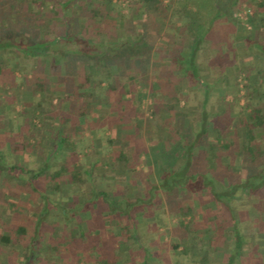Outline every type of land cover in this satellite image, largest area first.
<instances>
[{"label": "rangeland", "instance_id": "374dc122", "mask_svg": "<svg viewBox=\"0 0 264 264\" xmlns=\"http://www.w3.org/2000/svg\"><path fill=\"white\" fill-rule=\"evenodd\" d=\"M60 1L26 0L29 4L27 3V10H25L18 4L19 0H0V23L1 21L8 23L7 27L1 30L8 31L15 26L16 17L13 20L12 15H7L9 4H14L17 12L29 11L34 19L44 23L47 31H61L66 22L64 14L69 21L71 32H84L92 38L104 37V39L110 35L108 28L133 26L135 16L145 14V11L137 9L136 6L129 7L128 4L133 0H123L119 7L108 8L102 20L94 12H85L86 6L95 5L96 0H73L64 9ZM113 1L117 4V0ZM164 2L170 1L164 0ZM250 2L239 0L231 10L229 18L246 30L262 31L264 25L253 19L255 9ZM212 12L210 4L204 1L200 11L202 22L207 21ZM260 40L264 42V34L261 35ZM235 53L237 54L236 82L240 88L239 93L244 94L246 91L244 84L247 82L245 73L248 72L252 59L254 62L258 57L246 50L241 53L236 49ZM11 55L1 53L0 62L3 61L5 65L14 63L17 67L14 74L21 78L23 76L20 68L24 67V57ZM156 56L154 52L152 57ZM80 60L83 61H79L81 62L79 72L82 78L83 74L88 72V67L84 64V59ZM61 61L62 65L68 64L65 60L61 59ZM32 64L31 71L28 69L25 77L18 80L12 89L10 79L0 77V147L7 150V158L21 163L24 167L37 168L46 160L53 167L66 164L72 168H85L95 163L93 174L95 185L91 182L82 184L72 182L68 175L52 180L47 173L34 181L37 189L34 191L27 179L0 172V238L4 233L10 238L9 242L0 239V260L11 262L12 256L22 251L30 240L29 237H33L31 241L38 246L36 251L40 259L38 257L32 264H41L42 257L44 260L48 256L58 258L57 264H102L101 260L106 257L111 261L117 259L118 264H141L139 261L145 259L146 264H178L176 259L183 256L179 252L182 245H179L176 251L173 244L181 240L184 232L191 237L198 232L201 238H207L206 231H211L208 230L212 225L211 222L214 223L221 218L223 212L228 210L227 208L236 209L237 214L240 215L242 226H238L239 229L247 224L250 225L249 228H252L253 237H259L260 232L264 233V221L261 220L263 216L261 214H264V156L258 155L257 161H252L247 153H243L242 146L246 138L244 128L235 127L237 118H234L235 122L230 125V127L233 126L232 130L224 139L231 141L232 145L229 148L219 147L216 158L209 163H204L200 159L199 151L194 157L193 165H190L192 171L199 169L208 176H213L215 178L213 184L218 191L227 190L232 194L233 188L238 187L237 191L230 195L231 197L223 196V198L226 197L225 199L230 197L229 201L225 202L227 208H224L222 203L213 200L210 190L201 182L188 183L184 190L179 187L167 191L161 187L163 175L169 166L173 169L178 168L180 161L184 159L183 145L179 136L170 129L165 101L161 102L157 97L153 99L148 87L143 89L144 97L139 106V112H135L132 108V114L128 111L122 119L118 116L124 112H120V107H115L113 93L112 97H108L104 87L87 95L99 100L92 104L91 111L78 117V120L74 117L76 113L72 110L68 111V105H64L67 114L72 115L73 119L63 127V131L75 141L77 149L73 152L66 147L54 148L55 124H58L54 123L55 105L58 101L54 99L51 104L48 103L46 107L41 108H34L29 104L30 98L37 99L38 94H42V89L39 93L33 91L35 84L33 71L41 76L39 68L48 67L44 59L41 62L36 60ZM259 66L262 72L253 74V86L257 89L254 90L252 102H255L254 105H262L264 110V60ZM130 72H137V69L129 65L126 73ZM122 79L125 80V77L122 76ZM49 84L51 92H54L57 87L64 86L62 78L58 79L56 76L49 77ZM105 85L106 82H103L102 86ZM114 94L117 93L114 92ZM214 96L216 98V93ZM234 96L233 93L228 94L224 99L229 113L234 112ZM243 102L244 99L241 97L239 104L242 105ZM191 106L193 105H190L189 110L180 109L174 113L178 116L179 126L186 125L185 121L188 119V112L192 110ZM215 106L211 103L210 110H214ZM22 110L25 111V117L18 113ZM238 111L242 109L239 108ZM136 116L141 117L142 120L139 128L134 125ZM30 118L32 119L30 126L33 129L19 126L20 122L29 124ZM118 134L123 138H131L130 150L135 153L134 171L127 169L122 161L116 159L118 144L111 145L108 142L110 136L115 137ZM251 144L255 150L264 149V129H255V137ZM144 179H150L149 182L156 185L153 189L158 200L154 203L153 199L148 203L144 201L146 197H142L141 202L145 208L139 213L137 209H134L137 204H141L137 196L148 195L139 191H145ZM247 181L253 185L248 187ZM246 183L247 186L243 187ZM54 185L58 188L53 189ZM96 187L112 190L111 196L114 198H110L114 203L123 198L124 200L136 199L128 205V209H131L130 216L134 217L139 229L136 231V237L130 236L133 229L130 221L125 220L127 217H115L113 225L108 223V216L105 217L103 224L97 219L89 218L94 210L101 209L98 199L91 201ZM44 195L48 196L46 197L48 200H45ZM99 199H102V196L99 195ZM188 202L193 207V217L190 220V230L186 232V228L178 226L180 215L177 214V209L180 205H188ZM44 208H48L49 213L44 222L40 223L33 214H38V210ZM189 217L187 215L185 219ZM79 221L83 225L84 238L79 236L80 231L77 227ZM18 224L25 226V233L16 231ZM191 240L200 242L196 238ZM212 241L214 248L210 253L213 259L221 262L225 258L224 252L227 251L224 249L225 245H219L216 240ZM253 246L255 249H261L264 254V246L259 242L255 241ZM142 247L146 248L148 253Z\"/></svg>", "mask_w": 264, "mask_h": 264}, {"label": "trees", "instance_id": "16d2710c", "mask_svg": "<svg viewBox=\"0 0 264 264\" xmlns=\"http://www.w3.org/2000/svg\"><path fill=\"white\" fill-rule=\"evenodd\" d=\"M19 1L18 4L27 10L29 2ZM96 1L95 5L86 6L85 12H94L103 20L107 9L119 7L123 0H117V4L113 0ZM169 1V3H165L164 0H133L128 4L129 7L136 6L137 9L145 11V14L143 16L137 14L133 26L108 28L110 35L107 39L104 37L92 38L84 32H71L69 21L64 14V21H66L64 28L61 31H47L44 23L39 19L38 21L34 19L29 11L17 12L14 4H9L7 15H12L13 20L16 17L15 26L8 31L1 30L8 24L1 21L0 54L23 56L24 67L20 68L23 77L27 74V70L33 67L32 63H35L36 60L41 62L44 59L47 62V68H39L41 76L35 71L32 73L35 83L33 91L39 93V90L42 89V94H38L37 99L31 100L32 98H30L31 103L29 102V104L34 108H41L42 106L46 107L48 103L51 104L54 99L58 101V104L55 105L54 119V123H58L55 124L56 142L54 146L57 149L66 147L73 152L77 149L75 141L63 131V127L73 119L72 115L67 114L65 106L68 105V111L72 110L76 113L74 117L78 120V117L91 111L92 104L99 100L87 97V95L104 87L108 97H112L113 93L115 107H120V112H124L121 114L122 116H118L122 119L128 111L132 114V108L135 112H139V106L144 97L143 89L148 87L153 99L157 97L161 102L165 101V106L167 105L165 111L168 113L166 117L171 125L170 129L179 136L183 145L184 159L180 161L178 168L173 169L169 166L170 169L168 168L163 175L161 187L167 191L179 187L184 190L188 183L201 182L208 187L210 194L214 197L213 200L222 203L224 208H227L225 202L229 201L228 198L237 191L238 187L233 188L232 194L227 190L218 191L213 184L215 179L213 176H208L199 169L192 171L190 165H193L194 157L199 151L200 159L204 163H209L216 158L219 147L229 148L232 145L231 141L224 139L232 130L233 126L230 127V125L235 122L234 118H237L235 127L244 128L246 141L242 146L243 153H247L252 161H257L258 155L264 156V149L255 150L251 144L255 137V129H264L263 106L254 105L255 102H252L257 89L253 86V74L262 72L259 65L264 60V42L260 40L261 35L264 34V27L262 31L258 29L249 31L230 20L229 14L239 0ZM204 1L210 4L213 12L207 21L202 22L200 11ZM252 1L254 2L252 3ZM252 1L250 3L255 9L253 19L264 25V0ZM71 2L73 0H61L60 4L64 9ZM36 22L38 23L36 24ZM236 49L241 53L245 50L250 51L258 57L254 62L252 59L248 66L249 70L245 73L247 82L244 84L246 89L244 94L239 93L240 88L236 82ZM154 52L157 54L156 57H152ZM61 59L67 61L68 64L62 65ZM80 59H84V64L88 67V72L83 74L82 78L80 77L81 72H79V64H81L79 61H82ZM129 65L135 67L137 72L127 74L126 70ZM15 69L17 67L14 63L5 65L3 61L0 62V77L10 79L11 89L14 88L13 86L18 80L23 78L15 76ZM50 76L62 78L64 86L57 87L54 92H51L48 87ZM122 76L126 81L122 79ZM103 82H106L105 86H102ZM138 85L139 87H137ZM114 92L117 94L115 95ZM232 93L235 95L233 98L234 112L229 113L225 107L224 99ZM241 97L244 99L242 105L239 104ZM182 101L183 103H181ZM211 103L216 105L214 110L209 108ZM190 105L193 106H191L192 110L188 112L186 125L179 126L178 116H175L174 113L180 109L189 110ZM239 108L242 111H238ZM24 110L18 113L24 116ZM134 119L135 127L139 128L142 124L141 117L136 116ZM31 121L30 118L27 125L20 122L19 126L33 129L30 126ZM130 139L123 138L118 134L115 137L110 136L108 142L111 145L118 144L116 159L122 161L127 169L134 171L135 153L130 150ZM6 151L5 148L0 147V172L27 179L34 191L37 190L34 181L47 173L52 180L62 175H68L72 182L80 184L91 182L95 185L93 175L95 163H91L85 168H72L66 164L53 167L46 160L43 165L37 168L24 167L21 163L7 158ZM149 180H143L145 191L139 190L148 195L137 196L141 204H137L136 208L130 207L137 209L139 213L143 212L145 208L141 202L142 197H146L144 201L148 203L153 199L154 203L158 200L153 189L156 188V185ZM247 183L248 187L253 185H250L248 181ZM247 183L243 187L247 186ZM52 188L57 189L58 186L54 185ZM92 195L91 201L94 202L95 199H98L101 209L91 211L89 218L97 219L103 224L105 217L108 216V223L113 225L115 217H127L125 220L130 221L133 229L130 236L135 235L136 237V231L139 229L134 217L130 216L131 209H128V205H131V202L136 199L124 200L125 198H123L114 203L110 198H114L111 196L113 195L112 190L99 187H96ZM99 195L102 196V199H99ZM44 196L45 200H48L46 198L48 196ZM223 196L230 197L225 199L226 197L223 198ZM227 209L231 211V208ZM47 213H49L48 208L38 210L37 219L40 223L44 222ZM177 214L180 215L178 226L186 228V232H188L190 220L193 217V207L191 204L189 205V202L188 205H180ZM187 215L190 217L185 219ZM77 225L80 231L79 236L84 238L85 232L81 221L77 222ZM16 231L25 233L26 228L22 224H18ZM232 231L235 244L233 253L229 255L226 264H233L234 257L243 242L238 225H234ZM196 233L191 237L190 234L184 232L181 240L173 244L174 249L177 251L179 245H182V249L179 250L182 255H188L192 251V255L186 259L188 264H215L210 258V251L214 248L213 243L201 248L202 253L199 254L201 252L198 247L200 243L191 240V238H196L198 241L202 239L200 233ZM0 239L9 242L10 238L4 233ZM29 239L22 251L12 256L11 262L0 260V264H32L38 257L40 259V255L38 256L36 251L38 246L32 243L33 237H29ZM143 249L148 253L146 248ZM11 252L13 251L11 250ZM57 260L58 258L49 256L43 260L42 257L41 264H57ZM145 260L143 264H146ZM101 261L102 264H118L117 259L111 261L108 257Z\"/></svg>", "mask_w": 264, "mask_h": 264}, {"label": "crops", "instance_id": "0c3cea01", "mask_svg": "<svg viewBox=\"0 0 264 264\" xmlns=\"http://www.w3.org/2000/svg\"><path fill=\"white\" fill-rule=\"evenodd\" d=\"M239 195V194H238ZM74 199V197H72ZM227 210V209H226ZM261 217V220L264 221V214ZM33 216L36 218L38 214H33ZM217 218V216H216ZM260 219V218H259ZM240 215L237 214L236 209H232L231 211L223 212L222 217L219 218L216 222H211V227L206 231L208 236L205 239L200 240L199 248L205 247L207 244L209 245L211 243V240H216L218 244L222 245L224 244V249L226 252L225 255H223L225 258L223 261L218 262L216 259H213L214 257L210 253V258L215 262V264H226L227 259L230 254L233 253V247H234V235H233V227L234 225H240L242 226V222H240ZM235 223V224H234ZM250 225H243L242 229H240V233L242 235L243 242L239 249V252L235 255L233 264H264V254L261 252V249H255L253 246V243L255 241L259 242L262 246H264V233L260 232L259 237H253L252 236V228H249ZM225 237V238H222ZM212 238V239H211ZM255 240V241H254ZM71 241V240H70ZM146 241V240H145ZM149 242V240H147ZM212 241V242H213ZM216 246V245H215ZM221 246H219L220 248ZM217 248V247H216ZM175 253V252H174ZM202 253L201 252L199 254ZM178 254V252H177ZM192 255V251L188 253V255L179 256L176 259V262L178 264H188L186 262V259ZM175 262V263H176ZM139 263L143 264V260L139 261Z\"/></svg>", "mask_w": 264, "mask_h": 264}]
</instances>
